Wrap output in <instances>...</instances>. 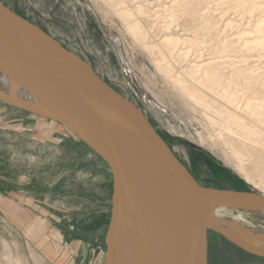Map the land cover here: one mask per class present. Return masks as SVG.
I'll list each match as a JSON object with an SVG mask.
<instances>
[{"label":"rangeland","instance_id":"1","mask_svg":"<svg viewBox=\"0 0 264 264\" xmlns=\"http://www.w3.org/2000/svg\"><path fill=\"white\" fill-rule=\"evenodd\" d=\"M1 1L136 103L201 184L264 195V0H135L129 7L134 0ZM136 18L157 29L172 18V27L184 25L186 38L194 37L183 49L188 58L159 65L149 39L129 27ZM212 53L219 84L195 80L201 73L176 77L180 65L209 61ZM177 79L224 113L192 100ZM111 194L107 163L76 133L0 98V264H101ZM240 218L247 228L264 229L262 209ZM208 238L209 264H264L213 230Z\"/></svg>","mask_w":264,"mask_h":264},{"label":"water","instance_id":"2","mask_svg":"<svg viewBox=\"0 0 264 264\" xmlns=\"http://www.w3.org/2000/svg\"><path fill=\"white\" fill-rule=\"evenodd\" d=\"M3 62L25 73L23 85L47 109L42 114L69 127L109 167L111 207L101 264H209L210 230L242 250L264 257V247L233 237L213 217L215 206L264 210L263 194L201 184L136 103L113 88L84 58L0 0L2 67ZM17 80L20 83L18 76ZM131 138L148 151L183 200L179 215L184 216L187 228L177 238L182 259L173 254L170 243L153 240L139 226ZM146 181L153 184L152 179ZM163 198L167 200V195Z\"/></svg>","mask_w":264,"mask_h":264},{"label":"bare ground","instance_id":"3","mask_svg":"<svg viewBox=\"0 0 264 264\" xmlns=\"http://www.w3.org/2000/svg\"><path fill=\"white\" fill-rule=\"evenodd\" d=\"M125 2H127V0H124V2L119 0L117 3L118 5H121ZM133 2L135 3V0L131 1V3L127 2L129 4L128 7L133 5ZM154 2L155 1L153 0V2L151 1L150 3L152 4ZM175 2H177V0L172 3ZM156 5H161V7L165 10L169 9V6L167 5ZM138 9L141 12V8ZM131 10L127 9L123 11L126 13L125 15L129 16ZM155 11L159 12L158 8H156ZM139 19H129V27L136 34V36H138V38L146 40L149 39L146 47L150 48V54L159 55L157 59L160 60V62H158V64L161 65V62L163 61H167L168 63L172 61L182 64L180 59L181 56L185 60L189 53V48L185 51H183V49H185L187 44L194 39V37L186 38L185 35H188V33L186 32L185 26L177 23L174 27H172V23L176 22V19L172 18V20H170L164 28L157 29L150 23L149 20L143 21L145 22L143 24L141 19ZM193 32L195 33V31ZM193 58H189L190 61H202L201 56L198 59ZM207 59L209 61L202 63H188L183 64V66L180 65L181 68L179 69L176 77L181 79V76L185 75L187 72L188 74L194 73V75L201 73L202 75L199 74L200 76L198 78L194 76V79L199 82L211 80L213 81L214 86L219 84L220 80L217 79L214 74V70H212V67L219 64V59H217L213 53L208 56ZM2 65L4 67L0 66V98L7 102L9 101L25 106L39 113H47V109L40 102V100L29 91L25 84L23 85L22 77L26 78L25 73L11 63L3 62ZM17 76L19 77L20 83L17 80ZM180 79H177V81ZM178 82L179 88L182 89L181 91L188 94L191 99L194 98L200 102V104L205 105L206 107L219 113H224V111L220 110L219 106L213 100L207 98V95L205 96L202 95V93L200 94L195 92L189 82L185 83L183 80ZM129 145L131 162L137 168V172L134 174V180L139 198L138 205H140L138 218L139 226H141V228H143L144 231L153 238V240L159 241L158 239L160 238L163 243H170L169 246L172 247L173 254L181 256V251L177 245V238L187 228V223L184 222V216L179 215V211L181 212L184 209L183 200L177 196V191L170 179L152 160L148 151L145 150L134 138H131ZM244 175L245 178H248L246 173H244ZM147 178L152 179L153 184L148 183L146 181ZM163 194L167 195V200L163 198ZM244 210L251 209L233 206H215L213 208V217L215 222L233 237L253 245L264 247V229L247 228V225L239 222V219H241V212ZM171 226H174L173 230L171 229ZM182 258L183 257L181 256V259Z\"/></svg>","mask_w":264,"mask_h":264},{"label":"flooded vegetation","instance_id":"4","mask_svg":"<svg viewBox=\"0 0 264 264\" xmlns=\"http://www.w3.org/2000/svg\"><path fill=\"white\" fill-rule=\"evenodd\" d=\"M159 130V129H158ZM159 132H161L160 130H159ZM164 132V131H163ZM163 132H161V134H162V136L165 138V140L170 144V142H169V140H170V138L167 136V135H165ZM186 166H187V168L191 171V169L189 168V166L186 164V163H184ZM191 173L194 175V177L198 180V178L196 177V175L194 174V172L193 171H191ZM199 181V180H198ZM200 182V181H199Z\"/></svg>","mask_w":264,"mask_h":264},{"label":"trees","instance_id":"5","mask_svg":"<svg viewBox=\"0 0 264 264\" xmlns=\"http://www.w3.org/2000/svg\"><path fill=\"white\" fill-rule=\"evenodd\" d=\"M159 132V131H158ZM160 134H161V132H159ZM162 135V134H161ZM223 237V236H222ZM224 238V237H223ZM225 239V238H224ZM226 240V239H225ZM239 248V247H238ZM240 249V248H239ZM240 250H242V249H240ZM243 252H245V253H247V255H249V256H252V257H255V258H261V259H264L263 257H259V256H256V255H252V254H250V253H248V252H246V251H244V250H242Z\"/></svg>","mask_w":264,"mask_h":264},{"label":"crops","instance_id":"6","mask_svg":"<svg viewBox=\"0 0 264 264\" xmlns=\"http://www.w3.org/2000/svg\"><path fill=\"white\" fill-rule=\"evenodd\" d=\"M3 110L5 111L6 108L4 107ZM8 179V178H7ZM10 180H13L12 178H9ZM32 183V179L28 178L27 184L30 185Z\"/></svg>","mask_w":264,"mask_h":264}]
</instances>
